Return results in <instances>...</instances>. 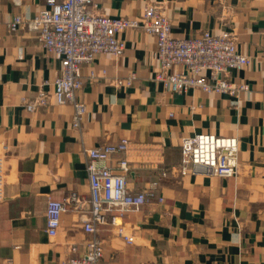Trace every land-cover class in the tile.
I'll return each mask as SVG.
<instances>
[{"label": "crops", "instance_id": "crops-1", "mask_svg": "<svg viewBox=\"0 0 264 264\" xmlns=\"http://www.w3.org/2000/svg\"><path fill=\"white\" fill-rule=\"evenodd\" d=\"M45 1L0 0V154L6 153L0 264H65L72 246L85 252L91 236L83 228L90 211L84 148L129 139L128 186L136 193L180 165L184 138L203 133L239 138V174L225 178L197 170L162 178L164 203L118 220L134 235L133 244L111 222L100 227L102 263L264 264V0H95L98 12L112 18H141L146 6L165 4L179 39L234 32L251 63L232 71L231 79L248 89L236 96L197 88L171 92L155 79L156 38L130 29L121 34L123 56L100 55L83 68L78 98L87 112L80 129L71 104L52 98L34 112L26 108L42 90H53L61 62L46 54L35 34L8 26L17 15L34 18ZM73 194L79 203L68 206L50 238L48 200L65 202Z\"/></svg>", "mask_w": 264, "mask_h": 264}, {"label": "built area", "instance_id": "built-area-1", "mask_svg": "<svg viewBox=\"0 0 264 264\" xmlns=\"http://www.w3.org/2000/svg\"><path fill=\"white\" fill-rule=\"evenodd\" d=\"M45 4V8L31 20L17 15L8 26L10 32L25 28L35 34L46 54L56 56L61 62L53 90H42L35 100L26 103L30 112L46 107L54 98L59 105L71 104L74 107L73 125L80 129L87 112L85 103L78 98L84 84L83 68L93 64L100 55L123 56L126 42L121 34L130 29H141L156 38L160 70L155 79L171 92L185 93L197 88L209 94L236 96L248 89L246 84L231 79L232 71H240L251 63L250 58L238 49L234 32L213 34L204 31L196 37L176 38L166 5L161 3L146 6L143 16L136 19L101 14L95 0H46ZM91 75L93 78L94 73ZM134 79L135 76L131 75L128 85ZM118 84L122 82L118 81ZM130 144L129 139L123 138L116 144L84 148L90 183V211L83 228L91 238L86 241L83 254L79 253L77 246H72L71 256L65 264H103L104 246L97 234L100 227L109 222L115 226L120 238L133 244L134 235L129 234L118 220L147 204L164 203L165 199L159 194V181L170 173L184 177L204 169L225 178L239 174V138L203 133L183 139L180 165L164 170L160 179L146 190L132 193L128 186ZM112 162L116 163L115 167L110 165ZM5 196L4 152L0 154V202ZM75 203H79L76 194L65 202L48 200L47 234L50 238L57 236L62 215L70 204ZM112 213L115 216L110 220ZM5 264L14 262L8 259Z\"/></svg>", "mask_w": 264, "mask_h": 264}, {"label": "water", "instance_id": "water-1", "mask_svg": "<svg viewBox=\"0 0 264 264\" xmlns=\"http://www.w3.org/2000/svg\"><path fill=\"white\" fill-rule=\"evenodd\" d=\"M198 170H204V169H198Z\"/></svg>", "mask_w": 264, "mask_h": 264}]
</instances>
